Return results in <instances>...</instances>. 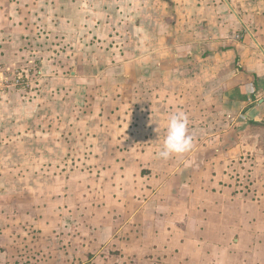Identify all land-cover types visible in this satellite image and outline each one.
Masks as SVG:
<instances>
[{
	"label": "crops",
	"instance_id": "crops-1",
	"mask_svg": "<svg viewBox=\"0 0 264 264\" xmlns=\"http://www.w3.org/2000/svg\"><path fill=\"white\" fill-rule=\"evenodd\" d=\"M29 1L0 0V66H19L28 53L25 42L38 37L39 21L34 4L27 6ZM93 1L104 11L102 23L110 17L116 20L109 39L115 55L127 61L116 71L127 72L129 82L111 94L116 101L115 115L110 114L111 120H126V124L113 129L118 135L125 130L127 136L134 134L130 148H142L135 165L147 173L141 180L154 184L138 192L147 193L141 202L124 191L122 199L115 194L110 221L98 231L112 237V243L124 226L140 227L143 237L163 233L171 238L178 232L181 242L188 233L195 249L204 248L203 243L214 249L243 248L244 236H254L251 246L264 242V0H108V5L106 0ZM85 3L60 0L68 31L74 24L80 28L84 24ZM23 9L31 13L24 15ZM2 10L9 19H4L7 13ZM3 39H11L13 46H5ZM47 42L46 47L52 41ZM44 63L53 65L49 60ZM178 110L189 118L193 147L183 155L162 159L159 151L166 122ZM248 158H254L250 169L258 171V198L234 195L236 175ZM128 165L118 158L112 165L114 177L126 184ZM82 184L86 186V181ZM232 200L240 201L239 222H230ZM118 206L125 214L115 212ZM196 211L208 218L202 221ZM79 213V223L85 225ZM51 218L58 228L64 224L60 216ZM69 223L60 232L70 231ZM100 244L105 249L109 241ZM258 264H264V256H258Z\"/></svg>",
	"mask_w": 264,
	"mask_h": 264
},
{
	"label": "rangeland",
	"instance_id": "rangeland-1",
	"mask_svg": "<svg viewBox=\"0 0 264 264\" xmlns=\"http://www.w3.org/2000/svg\"><path fill=\"white\" fill-rule=\"evenodd\" d=\"M32 4L39 21L38 37L25 42L27 55L19 66L5 67L4 81L0 80L4 83L0 86V264H212L211 260L214 264H258V256H264V242H258V236L253 246L254 236H244L243 248L225 250L204 243V248L195 249L188 233L182 242L178 232L171 238L163 233L143 237L135 225L124 226L113 243L112 237L98 231L110 221L116 207L114 196L122 199L125 192L141 202L147 193L138 192L145 185L154 186L141 180L147 173L135 165L142 148H130L134 134L127 136L125 130L118 135L113 129L116 124L122 128L126 120L110 119L116 101L111 94L129 82L124 76L127 72L116 71L127 61L115 55L109 39L116 20L110 17L102 23L103 9L86 0L81 9L87 16L84 24L81 28L74 24L68 31L60 0H32L27 6ZM2 12L9 19L8 12ZM9 41L2 43L13 46ZM45 60L57 65L56 69L43 64ZM84 62L91 71L84 70ZM19 73L23 79L16 86ZM116 81L119 85L113 84ZM135 81L142 84V80ZM117 158L130 164L129 184L114 177L112 165ZM247 160L246 169L236 175L234 195L258 198V171L250 169L254 158ZM230 207V222L241 221L236 215L240 201L232 200ZM79 211L85 225L79 223ZM116 211L125 214L120 206ZM52 214L63 218L64 224L70 222V231L60 232L64 224L58 228ZM195 215L202 221L208 218L197 211ZM106 240L109 244L102 249L100 241Z\"/></svg>",
	"mask_w": 264,
	"mask_h": 264
},
{
	"label": "clouds",
	"instance_id": "clouds-1",
	"mask_svg": "<svg viewBox=\"0 0 264 264\" xmlns=\"http://www.w3.org/2000/svg\"><path fill=\"white\" fill-rule=\"evenodd\" d=\"M189 118L184 111L172 113L166 122V134L159 156L168 159L191 151L193 136L189 133Z\"/></svg>",
	"mask_w": 264,
	"mask_h": 264
},
{
	"label": "built area",
	"instance_id": "built-area-1",
	"mask_svg": "<svg viewBox=\"0 0 264 264\" xmlns=\"http://www.w3.org/2000/svg\"><path fill=\"white\" fill-rule=\"evenodd\" d=\"M4 70H7V69H5V67L4 66H0V80H3L4 81V76H5V74H4ZM20 74V76L19 75H15L16 76V86H19V85H21V81H22V74L21 73H19ZM3 77V78H2ZM4 83H2V81H0V86H2Z\"/></svg>",
	"mask_w": 264,
	"mask_h": 264
}]
</instances>
